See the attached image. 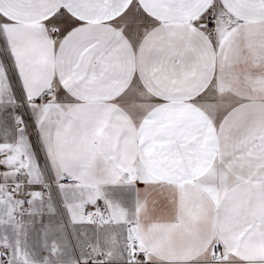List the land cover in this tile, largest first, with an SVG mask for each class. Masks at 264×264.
Masks as SVG:
<instances>
[{
    "label": "snow or ice",
    "instance_id": "snow-or-ice-1",
    "mask_svg": "<svg viewBox=\"0 0 264 264\" xmlns=\"http://www.w3.org/2000/svg\"><path fill=\"white\" fill-rule=\"evenodd\" d=\"M0 264H264V0H0Z\"/></svg>",
    "mask_w": 264,
    "mask_h": 264
}]
</instances>
